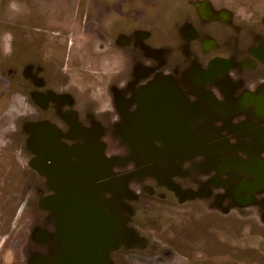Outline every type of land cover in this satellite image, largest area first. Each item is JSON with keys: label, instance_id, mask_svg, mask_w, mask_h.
Returning <instances> with one entry per match:
<instances>
[{"label": "rangeland", "instance_id": "obj_1", "mask_svg": "<svg viewBox=\"0 0 264 264\" xmlns=\"http://www.w3.org/2000/svg\"><path fill=\"white\" fill-rule=\"evenodd\" d=\"M252 18L255 19L251 21ZM258 22L261 26H256ZM256 28L264 30V0H0V264H23L26 253L22 245L32 241L31 210L39 208L38 198L31 191L37 177L32 170L36 163L31 161L26 147L30 127L25 123L38 111H52L54 116L48 114L49 120L65 130L68 126L63 117L67 112L71 128L75 129V120L78 129H92L96 135L99 125L103 128L118 121L120 109L115 101L130 94L119 90H146L147 103L159 108L160 114L143 109L139 115L126 118L122 130L129 131L134 140L142 138L150 148L155 138L161 139L158 128L150 124L155 121L141 125L148 117L159 119L158 127L168 136H172L170 126L176 129L177 135L173 133L171 138L179 141L180 148L186 140L189 146L206 140L225 143L234 152L230 159H222L220 152L204 150L205 155H213L210 163L214 160L216 169L222 165H244L239 164L241 143L244 142V149L251 146L248 150L256 152L254 142L264 140V90L239 89L264 85V78L247 77L251 74L247 70L255 66L258 56L255 52L245 56L240 67L246 69V75H237L242 79L229 77L233 71L226 64L230 62L209 59L216 44L223 48L225 39L229 48L237 46L242 38L240 31L249 39ZM252 44L256 47V42ZM180 106L191 107L193 131L204 127L216 135L203 138V132L191 133L187 122L174 120ZM243 112L251 118L245 117V133L238 132L225 140L224 133L237 129L243 121L238 116ZM49 133L53 138L54 133ZM39 135L37 147L42 145ZM148 135L153 138L148 140ZM53 143L57 144L55 140ZM189 146L190 153L194 149ZM169 149L158 152L173 155L174 150ZM72 150L81 152L80 147ZM220 150L223 146H219ZM198 154L191 155L192 162ZM258 154L264 157L263 149ZM251 160L250 170L261 182L263 162L254 156ZM186 162L179 166L186 168ZM78 165L79 162L75 166ZM212 174L213 171L204 170L193 177L203 185ZM214 180L215 184L221 182L219 178ZM191 194L193 198L194 191ZM253 197L247 195V201H253ZM262 202L233 207V212L224 211L228 205L221 203L203 212L205 207H199L182 224V234L187 237L182 242L194 238L202 242L206 252L202 264H242L244 256L246 264L256 259L264 264L261 239L247 235L255 225L248 217L264 211ZM150 219L149 224L160 227L159 220ZM242 246L247 248L245 254Z\"/></svg>", "mask_w": 264, "mask_h": 264}, {"label": "flooded vegetation", "instance_id": "obj_2", "mask_svg": "<svg viewBox=\"0 0 264 264\" xmlns=\"http://www.w3.org/2000/svg\"><path fill=\"white\" fill-rule=\"evenodd\" d=\"M253 19L255 18L250 20ZM259 25L261 26V23L258 22L256 26ZM256 29L257 32L254 31L249 39L244 37L249 35L240 31L242 38L238 40L237 46L229 48L225 39L221 43L225 48H218L216 44L213 51H210L214 54L209 62H230L226 64L230 71H233L229 77L244 76L246 69L240 65L243 66L245 56L255 52L258 61H254L255 66L247 70L251 73L247 77L256 76L263 79L264 30ZM254 42L256 47L252 44ZM224 73L222 71L221 74ZM189 82L193 84L191 78ZM242 87L239 89L264 90V85L261 84ZM119 91L130 94L126 98L118 97L115 101L120 109L118 121L106 124L105 129L99 125L100 129H97L96 135L92 129H78L75 120V129L71 128L70 114L67 112L63 117L68 126L66 130L58 128L49 120L48 114L54 116L49 109L38 111L31 121L25 123V126L30 127L26 147L30 152L31 161L36 163L32 170L37 177L31 191L38 198L39 211L31 210L30 221L34 229L29 239L32 240L31 243L27 241L22 245L26 253L23 264H183V261L185 264H192L189 261L202 264L203 253L206 254L202 242L195 238L189 241L190 243L186 240L182 242V238L187 239L182 234V224L189 221L192 213L199 211V207H205L201 212L211 210L217 203L228 205L223 209L227 212L235 211L233 207L236 206H250L256 200L263 201L264 206V179L260 182V177L250 170L251 158L254 156L263 162L264 172V157L258 156L262 149L264 152V140L257 139L254 142L256 152L249 151L251 146L244 149V142L241 143L238 154H241L242 158L239 164L244 165L235 164V167L231 168L229 164L216 169L214 160L210 163L213 155H205L204 150L220 152L222 159H230L234 152L231 153L225 143L206 140L203 144L192 143L193 147L189 146L190 142L187 143L186 140L184 147L180 148L179 141L172 140L173 136L177 135L176 129L173 130L170 126L168 129L172 130V136H168L164 129L160 130L158 127L159 119L148 117L143 119L142 127L149 124L148 120L155 121L150 124L157 127V132L162 135L161 139L155 138L148 148L142 138L135 141L129 131L122 130L123 122L137 113L139 115V111L143 109L155 110L158 115L160 109H154L152 104L147 103L146 90ZM31 92L42 94L43 90ZM243 95L239 98L242 99ZM180 107V113L174 120L187 122L192 130L190 132H203V138H208L211 134L216 135L215 131L209 133L204 127L200 130L195 127L198 131H193L191 107ZM240 114L238 116L242 117L240 120L243 121L237 124V129L224 133L227 136H224L225 140L238 132L245 133L243 125L247 115L245 112ZM250 119L247 116L246 120ZM39 131L42 132L41 135ZM50 131L54 133L53 138ZM186 133L190 139L191 135L187 131ZM38 135L42 141L40 147H37ZM151 138L153 136L148 135L147 139ZM234 139L239 140L238 137ZM53 140L58 145L54 144ZM134 145H138V148ZM188 146L189 149H194L190 153L187 152ZM219 146H223L222 151H219ZM74 147H80L81 152H74ZM168 147L169 150H174L173 155L168 156L165 151L158 152L159 149ZM177 147L180 154L175 155L179 151ZM215 147L218 149H214ZM194 153H199V160L192 162L191 155ZM182 161H187L189 165L182 169L179 166ZM78 162L79 165L75 166ZM204 170H211L213 174L210 180L206 181L207 184L202 185L195 181L193 175L196 177ZM216 178L221 179L219 184H215ZM242 184L245 187H241ZM193 191L194 197L191 198ZM247 195H254L255 198L248 202ZM230 200L232 202H229ZM149 218L159 220L160 227L149 224ZM248 218L255 225L254 230H249L247 235L260 238V245L264 249V211ZM242 233L244 231L240 232ZM242 247L245 254L247 248ZM246 261L244 256L242 264H246ZM255 263L260 264V261L256 259L252 264Z\"/></svg>", "mask_w": 264, "mask_h": 264}, {"label": "bare ground", "instance_id": "obj_3", "mask_svg": "<svg viewBox=\"0 0 264 264\" xmlns=\"http://www.w3.org/2000/svg\"><path fill=\"white\" fill-rule=\"evenodd\" d=\"M151 109V108H150Z\"/></svg>", "mask_w": 264, "mask_h": 264}]
</instances>
